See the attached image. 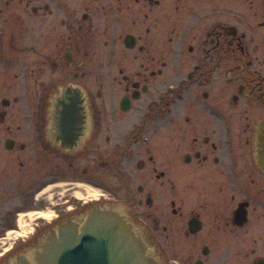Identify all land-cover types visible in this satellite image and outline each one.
I'll return each mask as SVG.
<instances>
[{
    "label": "flooded vegetation",
    "instance_id": "1",
    "mask_svg": "<svg viewBox=\"0 0 264 264\" xmlns=\"http://www.w3.org/2000/svg\"><path fill=\"white\" fill-rule=\"evenodd\" d=\"M99 205L264 264V0H0V264Z\"/></svg>",
    "mask_w": 264,
    "mask_h": 264
},
{
    "label": "water",
    "instance_id": "2",
    "mask_svg": "<svg viewBox=\"0 0 264 264\" xmlns=\"http://www.w3.org/2000/svg\"><path fill=\"white\" fill-rule=\"evenodd\" d=\"M10 264H160V257L123 207L99 205L68 218Z\"/></svg>",
    "mask_w": 264,
    "mask_h": 264
}]
</instances>
